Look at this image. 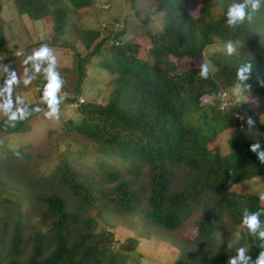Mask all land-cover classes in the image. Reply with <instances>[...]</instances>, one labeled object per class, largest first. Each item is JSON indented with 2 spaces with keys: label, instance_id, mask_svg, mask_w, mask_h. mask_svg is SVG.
Returning <instances> with one entry per match:
<instances>
[{
  "label": "trees",
  "instance_id": "16d2710c",
  "mask_svg": "<svg viewBox=\"0 0 264 264\" xmlns=\"http://www.w3.org/2000/svg\"><path fill=\"white\" fill-rule=\"evenodd\" d=\"M69 1L77 11L92 6V0ZM155 1L156 11L164 13V26L158 32L148 31V36L150 53L158 64L141 56L140 43L122 42L125 29L77 31L76 42L86 52L75 49L78 81L74 96L66 95L61 104L78 102L95 56L102 57L99 65L113 76L114 90L106 104L80 103L81 121L69 120L63 136L75 134L78 138L73 143L87 142L102 157L86 167L59 157L44 171L41 163L47 155L41 146L0 150V183L22 193L21 201L0 194V264H129L128 254L135 250L136 241L130 239L117 249V236L100 229V219L110 222L136 214L142 215L147 232L155 231L180 246L182 253L175 264H228L239 247L249 250L254 264L264 252V240L258 234L264 230V204L259 194L234 190L264 175V163L250 150L257 142L240 133L228 141V153L209 147L211 138L228 129L231 120L240 125L238 105L220 107L222 93L238 85L239 66L252 65L244 82L250 87L240 89L264 97V0L260 10L237 28L227 26V10L243 0ZM14 3L20 15L52 19L54 46L73 45L62 42L69 25L63 0ZM192 4L200 9L197 17L189 9ZM2 10L0 1V15ZM228 41L236 44V54L212 55L208 60L216 71H210L207 80L198 76L200 66L183 69L175 61L199 60L207 48ZM6 43L0 32V48ZM28 72L42 98L46 80L40 69ZM206 95L214 105L202 103ZM229 97L236 103L235 96ZM37 108L43 111H34ZM25 110L32 115L17 121L15 127L8 117L2 119L0 134L28 133L32 120L46 112L47 105L32 103ZM103 157L120 160L123 170ZM246 211L261 213L255 236L242 223ZM196 216V238L173 235ZM234 237L237 240L230 246Z\"/></svg>",
  "mask_w": 264,
  "mask_h": 264
},
{
  "label": "rangeland",
  "instance_id": "374dc122",
  "mask_svg": "<svg viewBox=\"0 0 264 264\" xmlns=\"http://www.w3.org/2000/svg\"><path fill=\"white\" fill-rule=\"evenodd\" d=\"M3 3V10L0 15V32L6 36L7 43L1 47L0 51V121L7 118L11 111L18 108H26L28 104L41 103L43 100L38 93L35 83L24 84L25 79H30L28 69L36 68L34 62L28 61L27 57L31 56L33 51L42 44L47 43L52 49L53 54L57 58L56 71L60 74L64 81L60 95L74 96L75 87L78 81V71L75 68L77 59L75 57V49L86 52L78 39L77 31L80 28H93L100 31H110L117 29H125L126 33L122 38V42L135 41L141 44V56L148 59L151 63L158 64L157 58L150 53V38L148 31L158 32L163 29L164 13L156 11L155 0H92L91 8L75 10L73 4L69 0H63L62 5H67L69 13V25L67 33L62 37V42L68 41L73 43L72 46L62 45L54 46L52 39L55 35L54 23L49 20H32L28 15H20L14 3V0H0ZM50 1V0H47ZM189 9L194 17L199 15L200 9L197 5H189ZM218 16L220 10L217 9ZM43 37V39L41 38ZM225 45L220 42L207 48L204 55L199 60L184 58L175 60L179 67L186 69L189 67H197L206 63L209 65L212 73H215V66L208 60L212 55L219 51H225ZM236 46V44L234 43ZM101 56H95L92 63L88 67V76L82 86V94L78 97V102L60 105V115L58 119H49L44 113L34 118L31 122V130L28 133L1 135L0 134V150L42 147L47 156L46 160L41 163L44 171H49L59 157H66L70 161H75L76 166L86 167L93 164L94 160L102 157L95 152L91 144L83 142L80 144L73 143L74 138H78L73 133L71 137H64L66 124L69 120L80 122L82 115L78 110V106L82 103H100L106 104L110 95L114 90L112 78L107 70L100 64ZM40 73L46 83L48 63L46 61L39 62ZM4 65L8 67L9 72L15 71L19 77L18 83L14 86L16 91L11 90L12 108L9 112H5L3 105L7 103L9 96L4 84L7 75L3 71ZM5 75V76H4ZM237 87L226 90L229 94L237 98L236 103L230 105L236 107L241 113L243 104L245 109L250 112L252 119L255 121L254 127L251 129L245 125L239 128L234 121H230V126L225 131L218 134L217 137L211 138L209 147L216 153H228V141L244 134L247 139H252L261 145L264 149V97L244 93L239 89V95L236 94ZM229 95V96H230ZM202 103L209 106L214 105L210 96L202 97ZM242 105V106H241ZM218 110V108H216ZM246 111V110H245ZM82 142V141H81ZM85 147V148H84ZM99 157V158H98ZM107 158V157H103ZM110 165L117 170H123V163L120 160L114 161L113 158H107ZM97 168V167H96ZM239 193H255L259 194L264 191V175L250 178L234 187ZM0 194L5 195L14 201L22 200V193L8 186H2L0 183ZM264 204V201H262ZM202 215L204 214L203 212ZM197 214L199 217L201 214ZM141 214H136L127 219L119 216L113 218L110 222L100 219V229H108L117 236L118 249L122 243L128 242L130 239L136 241L135 250L128 254L129 264H175L180 258L182 249L171 238L163 237L155 231L147 232V228L143 223ZM191 218L181 227L173 232L177 238L194 239L198 235V226L196 219ZM236 237V236H235ZM232 238L229 245L233 246L237 238ZM221 239L218 234L217 240Z\"/></svg>",
  "mask_w": 264,
  "mask_h": 264
},
{
  "label": "clouds",
  "instance_id": "9594fccd",
  "mask_svg": "<svg viewBox=\"0 0 264 264\" xmlns=\"http://www.w3.org/2000/svg\"><path fill=\"white\" fill-rule=\"evenodd\" d=\"M262 0H243L240 3H233L229 6L227 10V20L226 24L229 28H237L245 22L246 19L250 20L252 15L257 13L261 8ZM251 9V11H249ZM43 39V37H41ZM225 51L228 56L236 54L237 48L233 42L228 41L225 45ZM28 61L35 63L36 70L39 71L40 63L46 61L48 63L47 79L48 83L44 87L42 100L47 105V111L44 113L49 119H58L60 115V104L66 99V95H60L64 81L61 79L60 74L56 71L57 58L53 54L52 49L47 43L42 44L39 48L35 49L31 56L27 57ZM3 71L7 75V80L5 81V88L7 89V94L9 99L7 103L3 105L5 112H9L12 108L13 101L11 100V90L13 86L18 83L19 77L15 71L9 72L8 67L4 65ZM210 67L208 64L204 63L200 66L198 76L201 79L207 80L210 76ZM252 71V65L250 63L243 64L237 68L236 80L238 81L236 94L239 95V89L243 85L244 87H250L244 82L248 81ZM4 75V76H5ZM31 83L30 79H25L24 84L28 85ZM264 83V82H262ZM226 92V91H224ZM228 93V92H227ZM34 111H43L42 109H35ZM245 111V110H244ZM246 112V111H245ZM247 113V112H246ZM248 114V113H247ZM31 112L26 111L24 108H18L15 111H11L8 116V120L11 122L10 126L15 127V124L19 120L27 119ZM246 120V126L248 125L251 129L255 125V121L252 119L251 115L248 114ZM240 127V125H239ZM241 128V127H240ZM250 150L257 154L258 159L264 163V150H261V145L259 143H254L250 146ZM15 155L19 156L20 153L16 152ZM259 199L264 201V191L259 193ZM259 212H245L243 216L242 223L247 228L248 232L255 236L258 229L261 227ZM259 238L264 240V230L259 231ZM228 264H253L252 257L249 254V250L246 247H239L236 249V255L231 257ZM254 264H264V252H261L259 257L255 260Z\"/></svg>",
  "mask_w": 264,
  "mask_h": 264
},
{
  "label": "built area",
  "instance_id": "2783aa9c",
  "mask_svg": "<svg viewBox=\"0 0 264 264\" xmlns=\"http://www.w3.org/2000/svg\"><path fill=\"white\" fill-rule=\"evenodd\" d=\"M82 102H84V100L82 99ZM232 102L231 98L229 97V94L227 92H223L222 93V103L220 105V107L222 109H226L229 108L230 106L232 107L233 105H230ZM237 117L240 119V127L244 128L246 123L247 118L249 117L248 114L244 111V109H242L241 113L239 112L237 114Z\"/></svg>",
  "mask_w": 264,
  "mask_h": 264
}]
</instances>
